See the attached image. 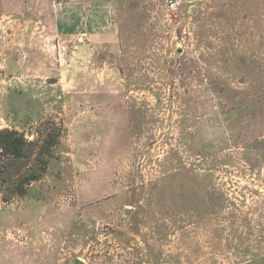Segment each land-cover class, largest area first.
<instances>
[{"label":"rangeland","instance_id":"rangeland-1","mask_svg":"<svg viewBox=\"0 0 264 264\" xmlns=\"http://www.w3.org/2000/svg\"><path fill=\"white\" fill-rule=\"evenodd\" d=\"M170 1L0 0V264H264V0Z\"/></svg>","mask_w":264,"mask_h":264},{"label":"trees","instance_id":"trees-1","mask_svg":"<svg viewBox=\"0 0 264 264\" xmlns=\"http://www.w3.org/2000/svg\"><path fill=\"white\" fill-rule=\"evenodd\" d=\"M53 142L49 135L39 144L29 141L16 130H0V178L8 182L9 190L23 196L26 187L42 176Z\"/></svg>","mask_w":264,"mask_h":264},{"label":"built area","instance_id":"built-area-1","mask_svg":"<svg viewBox=\"0 0 264 264\" xmlns=\"http://www.w3.org/2000/svg\"><path fill=\"white\" fill-rule=\"evenodd\" d=\"M180 5H181V1L173 0L169 2L168 9L171 11L177 10L180 7Z\"/></svg>","mask_w":264,"mask_h":264},{"label":"water","instance_id":"water-1","mask_svg":"<svg viewBox=\"0 0 264 264\" xmlns=\"http://www.w3.org/2000/svg\"><path fill=\"white\" fill-rule=\"evenodd\" d=\"M187 1V5L186 8L190 7L191 5H193V0H186ZM76 264H82L80 262H77Z\"/></svg>","mask_w":264,"mask_h":264}]
</instances>
